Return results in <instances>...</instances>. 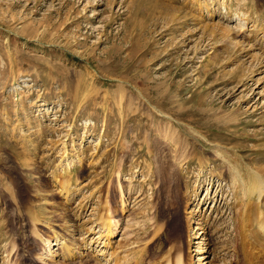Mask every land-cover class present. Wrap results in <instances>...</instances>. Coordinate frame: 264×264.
Wrapping results in <instances>:
<instances>
[{
	"label": "rangeland",
	"instance_id": "1",
	"mask_svg": "<svg viewBox=\"0 0 264 264\" xmlns=\"http://www.w3.org/2000/svg\"><path fill=\"white\" fill-rule=\"evenodd\" d=\"M217 145L264 180V0H0V264H250Z\"/></svg>",
	"mask_w": 264,
	"mask_h": 264
},
{
	"label": "bare ground",
	"instance_id": "2",
	"mask_svg": "<svg viewBox=\"0 0 264 264\" xmlns=\"http://www.w3.org/2000/svg\"><path fill=\"white\" fill-rule=\"evenodd\" d=\"M190 131L197 139L208 142L198 131L192 129ZM216 147L218 150L215 156L227 166L232 178L230 186L237 201L236 214L242 221L241 230L244 233L245 243L253 246L257 242L259 245L250 264H264V243L258 240L260 238L264 241V180L252 167L245 162H240V154L237 150L218 145ZM112 224L105 227L104 233L106 232V234L102 235V238L105 239L107 234L112 235L114 233L115 225ZM106 241L109 245V237L104 240V242ZM62 244L63 242L59 243L57 249L60 253L58 254L67 258L71 254L70 250ZM50 245L47 247V253L52 256L53 251L51 252L52 247L50 248ZM163 264H186V262L181 255H176L174 258H166Z\"/></svg>",
	"mask_w": 264,
	"mask_h": 264
}]
</instances>
